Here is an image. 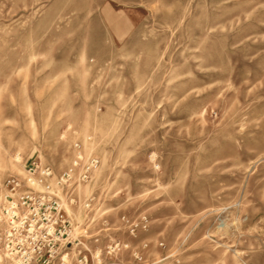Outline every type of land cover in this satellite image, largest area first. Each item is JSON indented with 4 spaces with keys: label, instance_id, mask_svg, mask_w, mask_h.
Here are the masks:
<instances>
[{
    "label": "rangeland",
    "instance_id": "374dc122",
    "mask_svg": "<svg viewBox=\"0 0 264 264\" xmlns=\"http://www.w3.org/2000/svg\"><path fill=\"white\" fill-rule=\"evenodd\" d=\"M78 154L88 247L264 264V0H0V182Z\"/></svg>",
    "mask_w": 264,
    "mask_h": 264
},
{
    "label": "built area",
    "instance_id": "2783aa9c",
    "mask_svg": "<svg viewBox=\"0 0 264 264\" xmlns=\"http://www.w3.org/2000/svg\"><path fill=\"white\" fill-rule=\"evenodd\" d=\"M97 162L78 154L67 169L55 174L49 164L31 159L22 175L10 174L0 182V264H124L113 258L129 243L109 238L99 246L95 235L94 248L88 247L87 227L77 233L67 211V205L75 203L72 189L89 178ZM89 206L90 201L84 202ZM120 219L133 237L148 224L145 215ZM134 257L142 259L138 251Z\"/></svg>",
    "mask_w": 264,
    "mask_h": 264
}]
</instances>
